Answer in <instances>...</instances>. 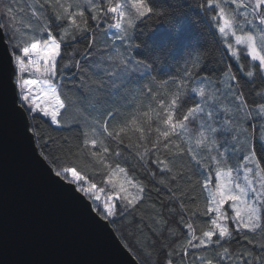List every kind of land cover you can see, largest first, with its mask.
I'll use <instances>...</instances> for the list:
<instances>
[{"label":"snow or ice","instance_id":"6c2138e0","mask_svg":"<svg viewBox=\"0 0 264 264\" xmlns=\"http://www.w3.org/2000/svg\"><path fill=\"white\" fill-rule=\"evenodd\" d=\"M0 63L134 264H264V0H0Z\"/></svg>","mask_w":264,"mask_h":264},{"label":"water","instance_id":"95a60500","mask_svg":"<svg viewBox=\"0 0 264 264\" xmlns=\"http://www.w3.org/2000/svg\"><path fill=\"white\" fill-rule=\"evenodd\" d=\"M11 78L0 63V264H134L110 224L40 157Z\"/></svg>","mask_w":264,"mask_h":264},{"label":"trees","instance_id":"16d2710c","mask_svg":"<svg viewBox=\"0 0 264 264\" xmlns=\"http://www.w3.org/2000/svg\"><path fill=\"white\" fill-rule=\"evenodd\" d=\"M185 27H186V34H187L188 42L191 45H195L197 43H200V44L207 43L208 45L211 44L212 37L210 35L201 36V34H200L199 30L197 29V27L195 26V24L186 21L185 22ZM155 29H156V32L158 34L163 35L164 31L166 29V24L165 23H160V24L155 26ZM53 135H55V133H53ZM38 151H39V149H38ZM68 163L70 165L71 161H68ZM49 166L53 169L52 165H49ZM59 166L60 165H56V167H59ZM150 214H151L150 210H148V209L144 210V215H145V219L146 220H147V218H148V216ZM110 226L112 227V229L115 227L113 225H110ZM131 228H132V226L127 225V224H123V225H120V226L116 227V230L114 232L116 233V235L119 238V240L121 241V243H123L122 240H121V233H125L126 234ZM129 243H131V238H129ZM130 254L135 258V254L134 253H130Z\"/></svg>","mask_w":264,"mask_h":264}]
</instances>
